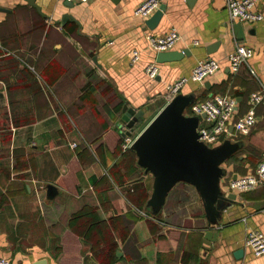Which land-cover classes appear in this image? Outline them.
<instances>
[{
	"label": "crops",
	"instance_id": "0c3cea01",
	"mask_svg": "<svg viewBox=\"0 0 264 264\" xmlns=\"http://www.w3.org/2000/svg\"><path fill=\"white\" fill-rule=\"evenodd\" d=\"M141 1L0 0V257L12 264H264L245 244L248 231L264 232V183L228 188L264 158V101L250 133L234 127L264 89V18L242 22L240 39L225 0H163L151 29L135 13ZM258 9L264 15V1ZM172 27L181 36L172 50L189 54L159 63L151 79L146 67L158 52L147 33ZM238 43L254 54L235 73L227 55ZM209 56L219 71L179 94L186 116L214 95L238 98L230 132L213 146L235 145L220 188L236 198L208 207L195 182L179 179L159 199L157 175L133 142L168 104L167 85ZM126 104L144 110L131 136ZM209 229L217 237L206 245Z\"/></svg>",
	"mask_w": 264,
	"mask_h": 264
},
{
	"label": "water",
	"instance_id": "95a60500",
	"mask_svg": "<svg viewBox=\"0 0 264 264\" xmlns=\"http://www.w3.org/2000/svg\"><path fill=\"white\" fill-rule=\"evenodd\" d=\"M33 1V0H30ZM191 1V0H188ZM2 8H0L1 10ZM166 4L160 7L146 19L149 28L154 29L161 20ZM68 16L65 14L64 17ZM239 38L244 39L242 22L235 25ZM217 43L208 47L212 48ZM187 50H167L157 53V62L175 61L181 59ZM188 98L183 94L175 96L147 125L133 142V147L138 151L140 162L157 175L156 197L163 199L168 189L179 179L195 182L208 207L214 202L222 205L226 199H235L236 193L222 194L220 182H223L224 173L221 163L233 152L234 144L226 141L217 147H209L199 139L198 116H186L183 111L188 103ZM144 115L143 109H136L126 104L123 108L121 122L126 124L125 136H131L136 124ZM204 116V114L202 115ZM217 237L213 229L207 230L204 243L211 245ZM243 250L236 251V255ZM35 264H46L39 260Z\"/></svg>",
	"mask_w": 264,
	"mask_h": 264
},
{
	"label": "built area",
	"instance_id": "2783aa9c",
	"mask_svg": "<svg viewBox=\"0 0 264 264\" xmlns=\"http://www.w3.org/2000/svg\"><path fill=\"white\" fill-rule=\"evenodd\" d=\"M162 1L142 0L137 6L135 13L147 19L160 7ZM225 1L229 15L233 21L257 22L264 18L262 11L258 9L264 0ZM180 37L179 30L176 27H172L164 34L148 32L146 36L149 46L157 52L172 50L180 40ZM253 54L254 48L251 45L238 43L227 55L230 69L236 73L241 65L252 57ZM140 58V50L134 49L132 51L133 62H137ZM220 68V60L213 56L201 59L189 75L183 76L167 85L166 98L168 101H171L190 80L203 82L216 74ZM146 73L151 79L157 78L160 74L159 62L154 61L149 63L146 67ZM263 101L264 89L251 93V106L249 110L239 117L234 126L238 132L242 134L250 133L257 121L256 107ZM238 106V98L229 94H217L208 99L195 102L192 105V111L198 116L204 114V122L199 121L198 123L199 139L209 147L215 146L224 134L230 132V123L234 119ZM124 145L128 147L130 143L126 141ZM262 183H264V158L254 171L231 179L228 183V188L232 191H244ZM245 244L256 255L264 254V232L259 229L248 231ZM0 264H12V262L9 258L0 257Z\"/></svg>",
	"mask_w": 264,
	"mask_h": 264
}]
</instances>
